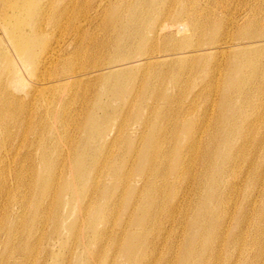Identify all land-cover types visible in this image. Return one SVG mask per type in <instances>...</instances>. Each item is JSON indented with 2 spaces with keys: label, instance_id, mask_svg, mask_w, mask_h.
I'll return each instance as SVG.
<instances>
[{
  "label": "bare ground",
  "instance_id": "bare-ground-1",
  "mask_svg": "<svg viewBox=\"0 0 264 264\" xmlns=\"http://www.w3.org/2000/svg\"><path fill=\"white\" fill-rule=\"evenodd\" d=\"M256 3L264 6V0H256ZM162 4L163 0H137L135 3L126 0H0V201L1 197L8 200L6 211L0 213V221L4 223L11 262H15L16 252L33 253L27 244L17 247L18 240L30 236L51 220L53 233H69L79 242L78 247L80 244L84 247V254L74 263L90 264L95 244L102 236L100 224L108 215V210L102 206L94 212H90V208L100 200L111 198L113 190L117 199L122 198L123 208L132 207L131 226L128 229L123 222L121 229L108 228L107 233L118 232L125 241L121 250L124 264L152 263L150 255L145 253L147 235L152 225L161 221L159 213L167 220L176 215L165 197L170 186L167 180L182 181L186 167L181 165L187 156L192 160L200 148L198 136L188 133L181 138L195 137V141L178 142L174 159L170 160L171 167L163 174L153 166L155 160L151 153L159 148L151 136H145L142 145L128 147V155L123 157V151L119 158V153L113 151L117 143L112 150L106 132L109 124L118 118L120 105L126 104L127 110H131L142 124L146 123L142 117L146 110L164 105L168 89L162 76L157 72L144 76L141 72L171 57L166 45L176 47L178 59L183 57L184 49L192 56L215 50L227 61L221 106L225 114L241 113L234 101H251L254 97L255 93L248 94L247 90L257 91V84L252 80L264 73V69L261 72L264 60H260L263 55L253 54L252 45L245 39L238 44L224 42L228 39L227 33L222 41L212 42L213 48L181 46L178 41L192 29L200 32L203 26L187 3L166 0L164 6ZM97 17H101L103 23L100 25L104 24L107 33L115 37L106 44L115 54L104 66L83 73L75 61L84 54L87 41L92 40L88 33ZM63 36H67V42L62 40ZM89 76L95 86L92 99L83 94L77 101L80 112L86 110L89 115L82 130L69 134L71 124L72 130L78 128L71 105H68L76 99L71 92L74 93L77 82ZM13 87L19 90L27 87L28 90L23 97L17 98L12 93ZM261 122V118L254 120L247 129L222 128L215 137L223 139L217 146V149L221 146L218 157L216 154L211 159L204 153L200 156L209 171V177L203 181V205L183 230L182 248L175 249L172 242L169 244V253L179 256L176 264H191L201 241L205 243L203 252L210 251L213 261L218 260L223 246L231 245L232 248H225V251L234 252L233 249L245 244L244 231L238 228L232 238L225 236L228 220L217 218L207 227L204 218L214 219L216 215V204L212 205L210 192L216 181L211 179V172L215 169L222 183L234 181L232 175L238 162L245 161L246 154L258 153L256 127ZM234 135L241 140L237 147L229 141ZM210 137L213 139L214 135ZM61 145L64 150H59ZM24 150L26 153L22 154ZM169 151L163 150L164 157ZM20 158L22 162L17 164ZM130 161L136 163L135 170H129ZM105 177L110 179L109 183ZM171 187L176 194L177 186ZM51 210H55L53 215L49 213ZM77 210L80 214L73 220ZM10 211H14L13 214ZM77 221L85 224L80 231L76 230ZM201 231L211 239L203 240ZM2 235L0 247L5 244ZM245 257L228 264H248Z\"/></svg>",
  "mask_w": 264,
  "mask_h": 264
},
{
  "label": "rangeland",
  "instance_id": "rangeland-1",
  "mask_svg": "<svg viewBox=\"0 0 264 264\" xmlns=\"http://www.w3.org/2000/svg\"><path fill=\"white\" fill-rule=\"evenodd\" d=\"M164 1L166 0H163V6ZM181 1L193 7V13L196 14L201 23L200 25L203 26V30L200 32H194L192 29L191 33L178 41L181 46L199 45L202 49L213 48L215 46L213 43L222 41L226 38L224 34L227 33L228 39L224 42L229 41L238 44L241 39H245L247 43L250 42L252 45L253 54L258 52L264 56L262 53V50H264V6L262 7V4L256 3V0ZM126 2L135 3L137 0H126ZM191 2L194 3L189 4ZM100 18L93 19L94 26L89 29L88 33L92 40L87 41L84 54L75 61L79 64V70H83V73L104 66L115 54V51H111L106 46V44H109L110 39L115 37L107 33L104 24L100 25L103 23ZM193 18L196 19L194 16ZM232 20L235 22L232 23ZM1 35L0 33V39ZM213 35L214 38H212ZM66 37L63 36L62 40L67 42ZM64 46L65 42L63 43V49ZM166 47L171 57L166 62H159L148 70L141 72L144 76L151 72H157L158 75L162 76L168 89L164 105L155 109L152 108L149 111L146 110L142 116L146 119L144 124L139 123L131 110H127L126 104L120 105L119 109L121 111L118 118L109 124L110 129L106 132L107 142H110L112 150L114 143H117L113 150L119 153L117 157L122 155L123 151H125V154L122 156L126 157L128 147H135L138 143H141L145 136H151L159 148H155L151 153L155 160L153 166H157L163 174L168 173V168L171 167L170 160L174 159L178 142L180 140H183L182 142H192L195 139V137L193 139L181 138L188 135V133L191 136L192 133L198 136L196 139L200 143V148L193 154L192 160L190 156H187L185 161L183 160L184 164L181 165L184 169L186 167V172L181 178L182 181L173 183L174 180L167 176L169 178L167 184L170 186L165 192V197H167V204L176 211V215L167 220L164 214L159 213L158 220L161 221L152 225L151 231L147 235L145 253L150 255L149 261H152L151 264H176L179 256L169 253V244L172 242L173 245L171 246H174L175 249L180 250L182 248L183 230L196 216L195 211L203 205L202 195L205 190L203 181L206 180V177H209V171L207 164L204 162L202 164L200 156L204 153L211 159L216 154L218 157L221 146L218 149L217 146L220 142H223V139L215 137L222 128L234 127L236 129L244 127L247 129L252 121L261 118V125L256 127L259 134L256 143L258 153L253 156L250 153L246 154L244 156L246 160L238 162L236 172L232 175V177L235 176L234 181L222 183L220 174H217L215 169L211 172V179L216 181L210 191L213 196L212 205L216 204V215L214 219L212 217L204 218L207 227L217 218L221 221L228 220V229L227 231L225 229L224 232L225 236L232 238L238 228L240 232L244 231L245 244L242 243L239 249H233L234 252L225 251V248H229L231 245L223 246L218 260L213 261L211 260L210 251L203 252L205 243L201 241V244L196 246L197 252H194L191 264H228L238 259L241 260L244 256H246L248 264H264V73H261L264 66L260 63L261 74L252 80L254 84H257V91L247 90L248 94L255 93L252 100L234 101V106L240 108L242 112L236 114L231 111L227 115L221 110L227 61L219 57V54L214 52L215 50H211L210 53H201L199 56H192L188 54L187 49H184L182 50V52H185L183 57L178 59L175 56L176 47L173 45H166ZM263 56L260 57V60H264ZM90 77L82 78L74 85V93L71 92L72 95L76 96V99L75 102L72 100L68 105H71L74 120L79 129L75 127L77 130H72L74 127L71 124V128L68 130L69 134H77L78 131L82 130L83 122L89 115L86 110L80 112L77 101L79 100L78 97L83 94L87 95L88 99H92L95 86ZM27 90V87L21 90L15 89L12 93L17 98H21ZM224 117L230 118V121L223 120ZM136 133H140L139 136H136ZM212 135H214L213 139L210 137ZM78 136L79 134L77 138ZM229 141L235 147L241 142L236 135L230 137ZM63 146L61 145L59 150H64ZM164 149L170 150L167 157L162 154ZM24 153H26V150L22 154ZM20 160L22 158L17 160V164L22 162ZM136 166V163L130 161L129 170H135ZM103 175L106 176V173H103ZM246 175L247 178L243 177ZM105 179L107 183L110 182L107 177ZM171 186H177L176 194H174V190L172 191ZM136 188L139 190L138 186ZM173 196H177V199H173ZM119 199L114 196L112 190L111 198L106 201L100 200L90 208V212H94L95 209L101 206L108 210L106 219L100 224V234L102 236L98 238V242L95 244V252L91 254L90 264H124L121 250L125 241L117 234L118 232L111 235L106 231L108 228L117 231L124 225L128 229L131 226L129 222L131 221L132 207L123 208L120 205L123 204V200L122 198ZM116 203H118L117 206ZM78 204L80 205V203ZM7 206L8 200L6 197H1V214L6 211ZM10 212L13 214L14 211ZM49 213L53 215L55 210H51ZM79 214V210L74 212L73 220ZM79 221L76 223L77 231L85 226L84 223ZM123 222L124 225H121ZM218 229L221 230L222 228L220 229L218 226ZM2 234H4L5 244L0 247V264H75V260L77 261L80 258L79 255L85 252L84 247L81 244L78 247L79 242L75 241V238L71 237L69 233L62 235L53 233V224L51 220H48L38 231H34L30 236H24L16 243L17 247L29 245L33 253L25 255L23 252H16L15 262H11L12 260L9 259L7 254L8 242H6L4 223L0 221V240L3 237ZM45 234L49 237L42 236ZM201 238L208 240L211 239V236L201 231ZM165 246H167L166 249Z\"/></svg>",
  "mask_w": 264,
  "mask_h": 264
}]
</instances>
